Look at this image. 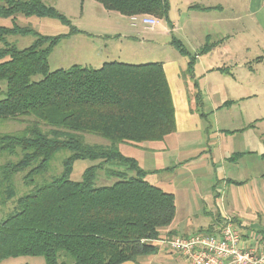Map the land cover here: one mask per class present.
<instances>
[{
	"label": "trees",
	"instance_id": "trees-1",
	"mask_svg": "<svg viewBox=\"0 0 264 264\" xmlns=\"http://www.w3.org/2000/svg\"><path fill=\"white\" fill-rule=\"evenodd\" d=\"M94 1L127 17L147 14L167 19L169 9L168 0ZM16 15L67 21L44 0H0V17L13 20L11 26H0V119L26 123L20 131L0 133V153L17 158L0 164V198L14 196L16 173L23 172L22 181L30 187L0 221V261L42 256L45 264H121L155 254L158 246L152 241L175 235L161 232L174 219V197L145 180L147 171L122 155L118 145L161 141L176 130L162 63L112 60L99 68L73 64L50 70L48 56L66 34H40L14 22ZM10 35L34 39L18 48L8 42ZM173 43L181 54H188L179 42ZM34 75L42 77L33 80ZM23 116L34 119L27 123ZM84 133L100 136L109 145H88ZM60 149L71 151L61 173L36 185L35 177L48 170ZM78 158L98 162L84 170L80 181H74L68 174ZM104 165L113 166L105 173L117 180L94 186L97 171ZM127 171L135 176L127 178ZM213 230L209 226L205 232Z\"/></svg>",
	"mask_w": 264,
	"mask_h": 264
},
{
	"label": "rangeland",
	"instance_id": "rangeland-1",
	"mask_svg": "<svg viewBox=\"0 0 264 264\" xmlns=\"http://www.w3.org/2000/svg\"><path fill=\"white\" fill-rule=\"evenodd\" d=\"M243 1L237 0L236 3L240 7L243 5ZM44 2L53 6L67 21L64 22L58 18L48 16L25 17L16 15L14 22L20 26H31L43 35L66 34L65 38L63 37L53 47L48 56L49 69H66L73 64L83 65L82 62L85 60L90 62L87 65L99 68L102 63H100V58L93 53L91 47L93 44L103 47V42L101 38L93 35L107 26L110 21L107 18L95 15L96 7H99L100 4L94 0H44ZM168 2L167 19H162V22H160L158 21L160 19L153 15L137 14L128 17L130 25L152 29L161 25H168L169 22L173 21L179 28V32L176 33L175 37L178 36V39L184 41L182 28L190 22L192 14L187 10L185 11V0H168ZM240 11L241 15L238 16L236 21L217 23L214 28H212L213 24L208 22L202 23V26H208L207 28L210 31L217 28L223 30L225 35L229 34L231 36L232 44L234 41L249 42L252 37L254 40H264V34L262 33L250 32L243 34L239 32L238 29L241 23L255 22L246 14H243V10ZM228 15L229 13L226 12L224 17ZM132 16L138 18L150 17L157 22L152 27L141 22L133 24ZM199 21L201 22L200 19ZM12 22L13 20L10 17H0V26H11ZM73 29L82 31L72 32ZM33 39L31 35H10L7 37L8 42L15 44L18 48L30 45ZM161 39H157L159 41H157L155 47L161 46L167 56L176 57L180 61L186 60L185 57L179 56L170 44H162L164 40ZM143 42L148 49L153 48L152 45H147L149 43L147 40ZM125 48L124 52L128 50L133 52L135 46H126ZM254 49L259 51V48L254 46L252 52ZM243 56H248L245 50ZM217 57H219V54L215 53L214 59H218ZM148 58H150L149 60H158L153 59V57ZM112 60L134 64L145 63V61H129L130 59L124 57L108 59V61ZM183 68L185 67L183 66ZM201 70L202 68L199 65L196 72L200 73ZM238 73H240L239 81L242 88L238 93H234L235 91L232 89L227 90L229 95L215 88H209L206 91L203 110L208 113V123L204 127L206 130L205 138L199 143L195 142L197 143L196 146H199L198 152L190 153L193 154L190 156L199 154L197 159H193V162L179 166L178 163L189 157L184 156L182 146L174 141L170 145L166 142L167 140H161L142 142L137 145L123 143L119 147L122 155L133 158L141 169L149 170L145 180L173 195L176 207L174 216V223L177 226L176 234H191L200 230L207 231L209 226L219 227L224 220V218H220L221 211L222 214L226 213L227 218L236 223L249 239L254 240L259 236L264 237V62L247 65L242 71H239L238 68ZM216 75L208 76V79L215 85L219 83ZM41 77V75H34L32 79L39 80ZM0 86L3 87V85ZM223 100H234L229 105L230 110H228V107H223L218 108L219 110L216 111V106ZM23 118L27 120V123L34 119L32 116H23ZM253 123L254 126L251 125ZM25 126L24 120L19 122L12 119H0V133L17 132ZM41 127L48 128L43 124H41ZM83 136L88 145H109V141L100 136L89 133H84ZM165 143L167 148L170 149L157 153L158 147L163 149ZM238 148L245 153H242L239 157L231 155L232 159L221 161L220 155L228 156ZM177 149L181 151L178 153ZM208 150L213 156L210 157ZM70 154L71 151L68 149L58 150L50 160L48 170L35 177V184L44 183L49 181L52 176L59 175L63 168V160ZM16 159L13 155L9 156L5 152L0 153V164L7 160L15 161ZM97 162L98 160L75 159L72 162L68 178L80 181L84 170ZM112 167L111 165H104L101 170L97 171L94 186L110 185L117 180L105 173L106 169ZM154 169L158 171L152 172L151 170ZM23 174V172H20L13 175L14 196L11 199L5 198L4 201L0 198V221L14 210L16 198L30 191V187L25 186L22 181ZM134 176L133 171H127V178ZM228 179L233 181L230 182ZM161 232L163 234V229ZM152 243L158 246V251L152 256L139 257L140 264H189L168 247H163L155 241H152ZM0 264H45V262L42 256H17L1 260ZM64 264H71V262L68 261Z\"/></svg>",
	"mask_w": 264,
	"mask_h": 264
},
{
	"label": "crops",
	"instance_id": "crops-1",
	"mask_svg": "<svg viewBox=\"0 0 264 264\" xmlns=\"http://www.w3.org/2000/svg\"><path fill=\"white\" fill-rule=\"evenodd\" d=\"M236 2L237 0H185V11L187 10V12H190L192 15L190 17V22L186 23L182 28V32H184V41L178 39V36L175 37L176 33L179 32V28L173 21L169 22L168 25H161L152 29H144L142 27V29L141 26H131L128 17L125 15H121L114 11H108L100 7L101 5L96 7L95 15L97 17L101 16L110 20L107 26L101 28L93 35L101 38L103 42V47L95 44L91 47L93 53L100 58V63L107 62L108 59L119 57L130 59L129 61H158L162 63L172 96L176 122V130L165 136L163 141L167 140L166 142L169 143V145L174 141L182 146V153H185L184 156L189 158L178 163L180 164L179 166L186 165V163L193 162V159L198 158L199 154L190 156L193 155L190 153L198 152L199 146H196L197 143L195 142L199 143L205 138L204 135L206 130L204 127L208 123V113L203 110L205 106L204 98L207 94L206 91L209 88H215L229 95L227 94V90L232 89L235 91L234 93H238L242 89L241 82L239 81L240 73H238V68L239 71H242L247 65L250 66L255 62H264V40H254L252 37L249 42L234 41L232 44L231 36L229 34L225 35L223 30H218L217 28L216 30L210 31V29L207 28L208 26H202V23L208 22L212 23V28H214V25L217 23L236 21L238 16L241 15L240 10H243V14H246L247 17H250L252 21L255 22L241 23L238 29L239 32L243 34L250 32L264 34V0H244L243 5L240 7ZM198 6L202 8H197ZM226 12L229 13L227 17L225 16L227 19L224 17ZM158 21L162 22V19ZM85 33L90 34L87 32ZM158 38H163L164 41L162 44H170L174 51L178 53L179 56L185 57L186 60L180 61L176 57L167 56L166 53L163 52L161 46L158 48L155 47V44L159 41L157 40ZM144 40H147L149 42L147 45H152L153 48L148 49L143 42ZM173 41L179 42L187 50L188 54H181ZM126 46H135V48L133 52L129 50L124 52L123 50ZM254 46L258 47L259 51L254 49L252 52ZM204 47H206L207 50H204ZM216 50H218V52H216ZM244 50L248 53V56H243ZM215 53L219 54V57H217L218 59H214ZM191 55H194V58L192 70L188 73L186 70ZM148 57H153V59L158 60H149L150 58ZM88 61L89 60L83 61V65L90 63ZM199 65L202 70L200 73H197L196 71ZM183 66L185 68H183ZM213 74H217L216 76L219 82L217 85L208 79V76ZM231 101L234 102V100H223L216 106L215 110L218 111V108L223 107H228V110H230L229 105L232 104ZM251 125L254 126L255 124L253 123ZM120 145L122 144H119L118 148ZM168 148L165 143L163 149L158 147L157 153L167 151ZM179 151L177 149L178 153ZM200 151L202 152L203 150ZM210 151L208 150L211 157L213 154H211ZM242 153L245 152L238 148L228 156L220 155V159L221 161L229 160L230 158L232 159L231 155L239 157ZM151 171L157 172L158 170L156 171L154 169ZM148 172L149 170L147 173ZM219 172L218 169V173ZM221 174L225 175L224 173ZM228 181L232 182L233 180L228 179ZM226 215V213L222 214L220 211V218L225 219L227 218ZM175 225L173 219L171 224L163 229L164 232L162 235H165L168 231L176 234L177 226ZM121 264L140 263L138 260L137 262L125 261Z\"/></svg>",
	"mask_w": 264,
	"mask_h": 264
},
{
	"label": "built area",
	"instance_id": "built-area-1",
	"mask_svg": "<svg viewBox=\"0 0 264 264\" xmlns=\"http://www.w3.org/2000/svg\"><path fill=\"white\" fill-rule=\"evenodd\" d=\"M132 23L153 26L150 17H131ZM155 242L179 254L189 264H264V237L249 239L243 230L225 218L212 232L175 234Z\"/></svg>",
	"mask_w": 264,
	"mask_h": 264
}]
</instances>
